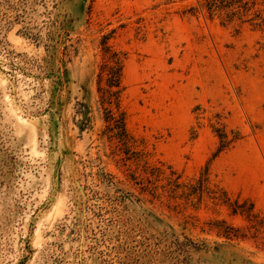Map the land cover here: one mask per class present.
Here are the masks:
<instances>
[{
  "label": "rangeland",
  "instance_id": "obj_1",
  "mask_svg": "<svg viewBox=\"0 0 264 264\" xmlns=\"http://www.w3.org/2000/svg\"><path fill=\"white\" fill-rule=\"evenodd\" d=\"M206 1L0 0V264H264V0Z\"/></svg>",
  "mask_w": 264,
  "mask_h": 264
},
{
  "label": "trees",
  "instance_id": "obj_2",
  "mask_svg": "<svg viewBox=\"0 0 264 264\" xmlns=\"http://www.w3.org/2000/svg\"><path fill=\"white\" fill-rule=\"evenodd\" d=\"M205 7L210 16H213L218 11L225 10L249 11L248 2H246V0H207ZM235 14L236 13L233 12V16ZM255 20L258 21L256 25L264 26V17L262 16L261 12L257 13ZM111 63V65L107 66L106 93L110 96V100L108 103H117L121 83V66L117 54L112 55ZM120 116L121 115H118L117 113L109 111L108 117L112 122L113 127L120 131L122 135H125V129L123 128V120ZM220 139L222 144H225L224 146H226V144L228 143L226 140V136L224 134H221ZM223 235L226 237V239H232L233 237L236 238V236L232 235L229 231L224 232Z\"/></svg>",
  "mask_w": 264,
  "mask_h": 264
}]
</instances>
